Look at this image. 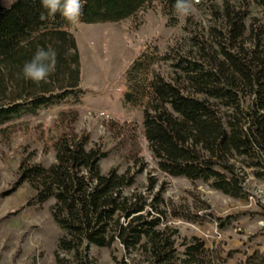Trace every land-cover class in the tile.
<instances>
[{
    "label": "trees",
    "instance_id": "16d2710c",
    "mask_svg": "<svg viewBox=\"0 0 264 264\" xmlns=\"http://www.w3.org/2000/svg\"><path fill=\"white\" fill-rule=\"evenodd\" d=\"M151 1L82 0L80 22L120 20ZM158 2L173 25L175 0ZM208 11L205 32L190 36L185 51L161 56L169 76L152 68L135 98L157 169L245 198L246 170L264 177V0H222L219 9ZM69 26L61 15H48L41 0L0 6V123L80 98L78 48ZM49 47L56 67L47 82L24 79V64ZM147 54L144 48L130 66ZM86 141L85 134L61 132L50 144L52 161L23 158L14 173L11 189L26 182L31 201L52 198L49 211L59 230L55 264H97L90 246L119 248V257L111 253L115 264H218L236 250L221 255L200 236L180 234L165 222L168 214L198 223L204 216L169 206L162 195L165 182L153 174L145 185L150 195L125 191L143 164L132 171L119 172L116 165L102 171L99 160L107 150ZM239 264H264V248L245 253Z\"/></svg>",
    "mask_w": 264,
    "mask_h": 264
},
{
    "label": "rangeland",
    "instance_id": "374dc122",
    "mask_svg": "<svg viewBox=\"0 0 264 264\" xmlns=\"http://www.w3.org/2000/svg\"><path fill=\"white\" fill-rule=\"evenodd\" d=\"M221 3L199 0L196 17L179 18L173 11V25L166 23L168 16L158 0L120 20L70 24L78 48L79 84L84 88L80 98L69 97L35 114L0 123V264H55L53 248L59 230L49 211L52 198L31 201L32 190L26 182L11 188L21 159L43 164L53 160L50 144L61 132L85 134L87 145L95 143L106 149L107 154L99 160L102 171L111 165L119 172L132 171L143 164L125 191L135 188L150 195L145 189L148 173L157 182L163 180L162 195L169 206L205 218L198 223L168 214L166 223L177 227L180 234L200 236L205 246L216 248L221 255L236 249L218 264H239L245 253L264 248V177H254L246 170L243 186L248 195L236 198L200 180L160 171L147 149L135 98L143 91L152 68L169 76L168 61L161 56L172 49L185 51L189 37L205 32L211 23L208 9H219ZM0 6H6V0H0ZM144 48L148 54L131 67L132 59ZM126 69L130 73L126 74ZM124 92L129 99L124 98ZM202 205L207 207L200 209ZM89 251L97 264H115L111 253L116 257L121 254L117 247L90 246Z\"/></svg>",
    "mask_w": 264,
    "mask_h": 264
},
{
    "label": "clouds",
    "instance_id": "9594fccd",
    "mask_svg": "<svg viewBox=\"0 0 264 264\" xmlns=\"http://www.w3.org/2000/svg\"><path fill=\"white\" fill-rule=\"evenodd\" d=\"M16 0H6V6L11 7ZM199 0H175V11L179 18L196 17V4ZM42 7L48 15H61L69 24H78L83 15L82 0H41ZM56 52L52 48H40L32 59L23 66V77L37 85L47 82L55 71Z\"/></svg>",
    "mask_w": 264,
    "mask_h": 264
}]
</instances>
